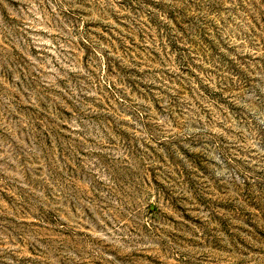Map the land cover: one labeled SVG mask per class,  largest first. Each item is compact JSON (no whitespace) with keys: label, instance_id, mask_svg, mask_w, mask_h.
<instances>
[{"label":"rangeland","instance_id":"rangeland-1","mask_svg":"<svg viewBox=\"0 0 264 264\" xmlns=\"http://www.w3.org/2000/svg\"><path fill=\"white\" fill-rule=\"evenodd\" d=\"M0 264H264V0H0Z\"/></svg>","mask_w":264,"mask_h":264}]
</instances>
